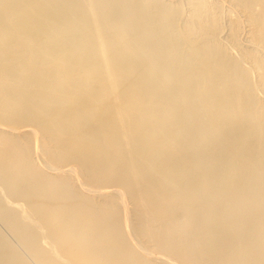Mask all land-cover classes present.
Wrapping results in <instances>:
<instances>
[{
	"label": "bare ground",
	"instance_id": "6f19581e",
	"mask_svg": "<svg viewBox=\"0 0 264 264\" xmlns=\"http://www.w3.org/2000/svg\"><path fill=\"white\" fill-rule=\"evenodd\" d=\"M0 264H264V0H0Z\"/></svg>",
	"mask_w": 264,
	"mask_h": 264
},
{
	"label": "rangeland",
	"instance_id": "374dc122",
	"mask_svg": "<svg viewBox=\"0 0 264 264\" xmlns=\"http://www.w3.org/2000/svg\"><path fill=\"white\" fill-rule=\"evenodd\" d=\"M37 145L39 144V136H37ZM38 151H40V150H38ZM38 155H40V156H38ZM37 159L39 160V162L41 163V161H42V156H41V153L40 152H38V154H37ZM42 164V163H41Z\"/></svg>",
	"mask_w": 264,
	"mask_h": 264
}]
</instances>
